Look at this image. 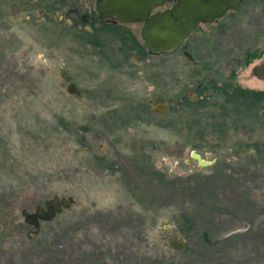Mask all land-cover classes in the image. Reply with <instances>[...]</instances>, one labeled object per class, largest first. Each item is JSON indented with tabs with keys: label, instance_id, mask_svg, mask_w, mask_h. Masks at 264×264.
Segmentation results:
<instances>
[{
	"label": "rangeland",
	"instance_id": "1",
	"mask_svg": "<svg viewBox=\"0 0 264 264\" xmlns=\"http://www.w3.org/2000/svg\"><path fill=\"white\" fill-rule=\"evenodd\" d=\"M75 4L95 2L0 0V264H264V123L201 125L223 116L215 85L264 91V9L190 60L96 41ZM56 196L75 202L32 232L23 211Z\"/></svg>",
	"mask_w": 264,
	"mask_h": 264
},
{
	"label": "water",
	"instance_id": "2",
	"mask_svg": "<svg viewBox=\"0 0 264 264\" xmlns=\"http://www.w3.org/2000/svg\"><path fill=\"white\" fill-rule=\"evenodd\" d=\"M168 0H105L99 5L102 17H117L126 23H145L143 36L148 48L155 52H165L180 46L194 31L199 21L212 22L223 16L231 0H180L170 10L152 14L158 6L164 5ZM253 74L264 81V61L257 65ZM70 93L80 94L76 85L68 87ZM177 105V103H175ZM171 111V105L164 103L160 97L155 99L152 112L167 115ZM192 158L201 166L207 167L214 162L204 159L200 154L193 152ZM73 197H54L45 202L44 206H37L34 212L23 211L25 222L38 233L42 223L53 221L64 209L74 204ZM176 249L187 247L186 242L172 241Z\"/></svg>",
	"mask_w": 264,
	"mask_h": 264
},
{
	"label": "flooded vegetation",
	"instance_id": "3",
	"mask_svg": "<svg viewBox=\"0 0 264 264\" xmlns=\"http://www.w3.org/2000/svg\"><path fill=\"white\" fill-rule=\"evenodd\" d=\"M101 1L102 0H94L95 4L93 5V8L90 9L89 14L83 16L81 14V10L75 4L74 6L76 7L72 9L70 14L72 18V23L77 25L80 23L88 24V22L90 21L92 36L96 41L100 39L101 35L99 34V32L110 31L108 33H111L110 34L112 35L111 38L114 41L119 40L125 42L131 40V42L133 41L134 45L139 49H142L144 45L146 48L145 49L146 52L152 56H156V55H160L161 53H164V52L151 51L148 48L147 43L143 36V29L145 23H141V22L126 23L120 20L117 17V15H114L112 17H102L99 9V5ZM179 1L180 0H168L164 5L158 6L156 9H154L152 14L162 12L165 10H170L174 8L179 3ZM262 9H264V0H231V3L228 5V8L225 10L222 17L216 18L212 22L199 21L196 24L194 31L188 36V38L180 46L171 49L170 52L171 51L181 52L184 55H186L187 58L193 60L194 56L192 52L189 51L190 49L188 47L190 46L188 45L189 42L191 43V48L193 49L195 47L201 48V46H203L204 44L213 47L212 46L213 41L216 44H219L223 41L227 31H232L233 29L239 28L238 25L241 24L242 16L251 14L252 12L256 13L258 11H262ZM134 25H138L141 27V31H140L141 41H139V37L137 35L133 34L134 31L130 29ZM195 35L197 36L195 37ZM210 38L212 41H210ZM214 53L217 54V52ZM203 87L204 84L199 83L197 87L198 88L197 93L193 91H187L186 96H188L192 100L199 98L203 92L199 90L203 89ZM174 103L180 105L179 101Z\"/></svg>",
	"mask_w": 264,
	"mask_h": 264
},
{
	"label": "trees",
	"instance_id": "4",
	"mask_svg": "<svg viewBox=\"0 0 264 264\" xmlns=\"http://www.w3.org/2000/svg\"><path fill=\"white\" fill-rule=\"evenodd\" d=\"M249 55L250 59L255 58L253 54ZM214 90L221 91L223 97L227 98L225 104L220 107L223 111V116L220 119L216 116V113L211 114L201 123V125L204 124L207 128L213 129L215 132L222 131V129H220L222 126H227L229 129H233L235 132H238L241 123L253 128L258 126V128H260L261 124L264 123V91L251 92L233 84H229L223 88H218V86L216 87L215 85ZM202 102H204V100L198 102V104H202ZM204 107L207 108V106ZM209 107L212 106H208V108ZM202 114L199 116L202 117ZM240 116L245 117L244 120H242L244 122H239ZM228 117L232 118V124H229V121L226 120ZM218 120H221L220 124L216 123ZM200 121H202V119L198 120L197 122ZM61 122L64 123L62 119ZM195 129H197L196 126H192L190 128L191 131H195ZM254 131L255 129H253V132ZM260 159L261 158L255 157L252 161L253 163L258 164L261 161Z\"/></svg>",
	"mask_w": 264,
	"mask_h": 264
}]
</instances>
